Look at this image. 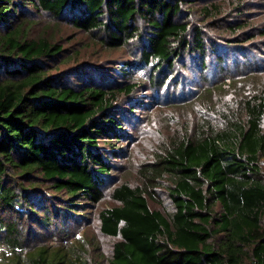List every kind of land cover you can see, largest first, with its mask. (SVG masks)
Segmentation results:
<instances>
[{
	"label": "trees",
	"instance_id": "16d2710c",
	"mask_svg": "<svg viewBox=\"0 0 264 264\" xmlns=\"http://www.w3.org/2000/svg\"><path fill=\"white\" fill-rule=\"evenodd\" d=\"M28 8L54 17L68 12L75 27L100 32L111 48L140 37L133 21L143 19L141 60L153 64L154 85L161 83L157 72L184 47L205 54L204 40L196 28L189 40L188 24L176 20L182 0H0V211L18 217L37 209L49 228L56 217L79 211L80 201L103 198L111 165L97 141L105 135L120 141L116 130L122 123L111 114L113 102L137 85L75 87L51 77L49 68L64 62L62 47L27 37L22 18ZM217 8L203 7L202 14L215 17ZM210 125L206 120L193 133L170 139L149 172L169 179V213L151 209L138 188L113 189L116 205L97 214L100 233L117 238L106 264H264V88L241 99L218 128ZM43 182L66 194L62 207L46 206L34 192ZM2 223L0 218V229ZM5 227L9 234L18 232L13 224ZM18 238L9 235L5 243L22 249ZM43 253L28 256V262L49 264ZM53 264L87 263L62 255Z\"/></svg>",
	"mask_w": 264,
	"mask_h": 264
},
{
	"label": "rangeland",
	"instance_id": "374dc122",
	"mask_svg": "<svg viewBox=\"0 0 264 264\" xmlns=\"http://www.w3.org/2000/svg\"><path fill=\"white\" fill-rule=\"evenodd\" d=\"M211 4L218 7V15L205 17L202 8ZM25 14L28 17L22 18L26 21L23 29L28 38H45L62 47L65 63L50 67L51 77H60L75 87L87 84L116 88L130 83L137 87L113 102L111 114L122 123L116 130L120 141H114L111 135L97 141L111 165L101 201H80L83 206L76 207L79 211L71 212L69 218L56 217L49 228H45L42 211L37 209L18 217L0 211V264H31L28 256H36L39 250L44 251L42 257L49 264L62 255L67 261L106 264L117 238L100 233L97 214L116 205L111 197L113 189L120 184L138 188L151 209L169 213L171 204L165 191L168 177L149 174L157 168L158 155L168 141L193 133L206 120L212 128H218L230 109L239 107L241 99L264 88V0H182V14L176 20L188 24L189 40L193 28L201 30L205 54L184 47L172 65L156 73L161 77L159 85L151 83L153 64L146 66L141 60L147 32L143 19L133 21L142 32L140 37L111 48L102 43L100 32L87 33L75 27L68 12L54 17L28 8ZM240 25L242 28H238ZM199 61L205 62V67ZM223 63L226 66L221 72L218 69H224ZM129 106L134 108L131 112ZM149 175L151 179L146 180ZM34 192L44 197L46 206L54 208L62 207V201L68 199L64 192L53 190L49 182L39 184ZM5 224L15 225L18 232L9 234ZM9 235L19 236L22 249L9 248L5 243Z\"/></svg>",
	"mask_w": 264,
	"mask_h": 264
}]
</instances>
